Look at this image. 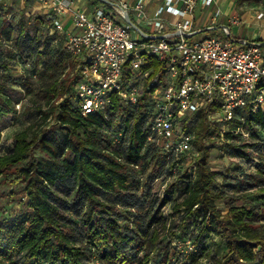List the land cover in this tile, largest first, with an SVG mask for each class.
Returning <instances> with one entry per match:
<instances>
[{
    "label": "trees",
    "instance_id": "1",
    "mask_svg": "<svg viewBox=\"0 0 264 264\" xmlns=\"http://www.w3.org/2000/svg\"><path fill=\"white\" fill-rule=\"evenodd\" d=\"M35 19L39 34L31 36L20 16L9 56L0 54V119L16 111L8 93L12 85L31 93V83L39 82L45 105L37 109L40 123L16 132L11 148L0 154L1 180L23 184L31 210L0 217V256L12 264H154L164 247L165 262L175 254L168 256V239L182 230V240L192 239L194 245L187 256L192 264L202 258L211 264H264V109L244 108L243 120L234 119L248 137L229 130L222 136L227 154L250 165L253 174L245 176L240 163L233 182L225 178L217 184L218 172L210 167L209 147L202 142L212 133L206 116L212 107L186 128L194 134L193 161L184 153L168 156L147 140L154 108L143 97L132 105L114 100L105 112L83 115L75 93L76 59L62 48L63 36L48 35L50 19ZM11 30L0 24L9 41ZM161 64L150 58L143 70L151 67L154 73ZM68 67L72 79L64 75ZM16 68L23 73L10 72ZM159 178L168 180L160 197L152 193ZM224 187L244 193L250 202L227 204L223 212L218 202L227 194ZM166 204L171 218L162 212ZM211 237L224 240L222 256L204 243Z\"/></svg>",
    "mask_w": 264,
    "mask_h": 264
},
{
    "label": "built area",
    "instance_id": "2",
    "mask_svg": "<svg viewBox=\"0 0 264 264\" xmlns=\"http://www.w3.org/2000/svg\"><path fill=\"white\" fill-rule=\"evenodd\" d=\"M107 1L38 0L42 17L51 20L48 35L63 36L62 48L76 59L75 93L83 115L105 112L114 100L132 105L143 97L154 108L147 140L168 156L193 149L194 134L186 128L195 126L207 107H212L207 120L222 122L223 132L249 136L242 123L233 121L243 120L239 113L244 108L264 109V44H257L264 40L231 34L239 40L235 42L225 28L219 34L206 31L185 37L183 32L197 29L198 2L208 8L215 0ZM219 13L216 9L215 15ZM125 14L146 35L128 24ZM64 15L72 30L64 27ZM254 18L264 30V14ZM229 24L239 25L240 19L233 16ZM150 58L162 63L157 72L143 70ZM196 155L192 151L189 161Z\"/></svg>",
    "mask_w": 264,
    "mask_h": 264
},
{
    "label": "rangeland",
    "instance_id": "3",
    "mask_svg": "<svg viewBox=\"0 0 264 264\" xmlns=\"http://www.w3.org/2000/svg\"><path fill=\"white\" fill-rule=\"evenodd\" d=\"M220 1V0H219ZM3 3L2 8H0V24L4 29L8 28L11 25L14 30H11V39L10 41L6 39L5 35L0 34V54L8 55L11 52V49L18 35V21L20 16L28 23V30L31 36L38 35L41 30V25L38 19H35L36 16H44V10L38 7H34V2L32 1H24V0H1ZM223 11L225 10L226 13L223 15L224 18L219 19L218 15H215L216 7L213 5L208 8H201L198 4L194 10V22L196 23L195 26H200L201 23H211L212 25H219L218 22L221 20L223 21L225 17L233 15L234 12L237 16L247 19L248 15H255L258 12H262L264 14V0H242L240 4H237V0H221L218 2ZM90 9V7L88 6ZM19 11V12H18ZM222 16V17H223ZM249 17V16H248ZM215 18V19H214ZM214 19V20H213ZM218 19V20H217ZM211 20V21H210ZM204 24V27H206ZM231 29V33L235 36L241 37H249L252 33H261L262 30L260 27L256 26L255 22L249 23L247 21H241V25H232L229 24ZM221 28L215 30V33H221ZM212 32V31H209ZM28 52H25L24 58L26 59ZM9 58V57H8ZM15 76H19L21 73L18 71V68L10 71ZM64 75L66 77H70L71 79L74 77V72H70V67L64 70ZM32 92L27 93L26 89L20 88L18 84L12 85L8 87V93L13 97L15 103V113L11 114L9 117H5L0 119V129H1V143H0V154H3L11 148L13 144V136L16 132L21 129H24L28 126L36 127L37 124L41 121V115L37 109L39 107H45L44 100L41 99L39 96L41 85L39 82H32L31 83ZM39 86V87H38ZM209 130L212 132L211 137L204 138L202 141L206 147H209V165L210 167L218 172V176L216 177V183L221 184L224 179L227 182H233L230 178L234 177V167L236 165L241 164L242 169H244L245 176H249V174H253L254 169H250V165L244 164L243 161L238 162L237 158L228 155L227 150L223 148V137L220 135V132L226 128L223 126L222 122L215 121L209 122ZM54 123L52 119L50 121L49 126H53ZM48 126V127H49ZM32 135V133H30ZM219 134V135H218ZM192 151H196L193 149L186 153L187 161L191 159ZM34 158L40 155L38 149L34 150ZM252 162L256 163L257 159L252 158ZM26 161V160H25ZM24 161V162H25ZM248 174V175H247ZM241 180L243 177L240 176ZM162 179H156L152 184V193L156 194L157 196H161L163 187L165 186L166 182ZM223 189L228 190L229 188L224 187ZM251 191V190H250ZM248 191V192H250ZM225 195V196H224ZM223 199L219 200L218 207L223 211H227V204H235L241 205L243 203L250 202L249 198L244 196V193L233 192L230 190L227 191V194H223ZM31 210L27 206V197L23 190V184H13V183H5L0 178V217L5 216L9 218L17 217L23 213H29ZM162 212L168 217L171 218L170 212V205L166 204L162 208ZM262 220L261 222L264 223V213L261 214ZM182 234V230L179 231L178 235L169 236V245L171 248L173 247L174 250L169 248V255L171 252L175 254L172 256L167 257L168 260L165 262V251L160 249V251L154 257V264H192L188 260L189 252L195 250L194 245L192 243V239H186L185 241L182 240L180 235ZM178 236V237H177ZM213 242V243H212ZM210 248H212V253L217 256H222L224 254V240L220 239L219 237H211L204 242ZM197 248V246H196ZM0 264H12L11 260L1 257L0 256ZM23 264V263H17ZM197 264H211L208 259L202 258L197 261Z\"/></svg>",
    "mask_w": 264,
    "mask_h": 264
},
{
    "label": "crops",
    "instance_id": "4",
    "mask_svg": "<svg viewBox=\"0 0 264 264\" xmlns=\"http://www.w3.org/2000/svg\"><path fill=\"white\" fill-rule=\"evenodd\" d=\"M24 1H32V2H34V7L36 8V7H38L39 6V2H38V0H24ZM135 0H129V2H131V3H133ZM158 2V1H157ZM218 2H221V0L219 1V0H215L214 1V3L212 4V6L214 5L215 7H216V9H219L220 10V13H219V19H221L222 20V18H224V14L226 13V11L224 10L223 11V8H221V6L219 5V3ZM198 4L200 5V7L201 8H204V7H202V4H200V1L198 2ZM197 4V5H198ZM1 5H3V3H1ZM38 5V6H37ZM156 6V4L155 3H153L152 5H151V11L152 10H154V6ZM211 7V6H210ZM233 15H231V16H228L227 15V17H225V19L223 20V21H219L218 22V24H227V25H229V20H230V18L231 17H233V16H236V17H238L239 19H240V24L239 25H241V21L243 20V21H247V22H249V23H252V22H255L256 23V26H258V27H260L259 26V24H258V21L254 18V15H248L247 16V19L245 20L244 18H242V17H239V16H237L234 12L232 13ZM223 16V17H222ZM215 19V18H214ZM213 19V20H214ZM218 20V19H217ZM211 21V20H210ZM63 23H64V27L66 28V29H68V30H72L73 29V24H72V22H71V20H70V18L67 16V15H64L63 16ZM195 22H194V27L195 28H203L204 27V24L203 23H201V25L200 26H195ZM212 26V21H211V23L209 24V23H206L205 24V26ZM261 28V27H260ZM262 29V28H261ZM215 30H217V29H213V30H210V31H215ZM260 31H262L261 33H256L255 34V32L254 33H252L251 34V36L249 35V37L247 38V37H244V38H247V39H255V40H264V30L262 29V30H260ZM232 34V33H231ZM233 35V34H232Z\"/></svg>",
    "mask_w": 264,
    "mask_h": 264
},
{
    "label": "water",
    "instance_id": "5",
    "mask_svg": "<svg viewBox=\"0 0 264 264\" xmlns=\"http://www.w3.org/2000/svg\"><path fill=\"white\" fill-rule=\"evenodd\" d=\"M101 2H104V3H108L107 0H100ZM125 19L127 21L128 24H130L134 29H136L138 32H140V34L142 35H146L143 33V31L129 18L128 14H125ZM219 28H225L227 30V35L228 37H230L233 41L237 42L239 40L237 39H234L233 37H231V29L229 27V25L227 24H219V25H212V26H206V27H203V28H197L195 30H192L190 32H183V35L185 37H191L193 35H196V34H199V33H202V32H206V31H210V30H213V29H219ZM246 44H251L250 41H245ZM257 44H260V45H263L264 44V41L260 42V43H257Z\"/></svg>",
    "mask_w": 264,
    "mask_h": 264
}]
</instances>
